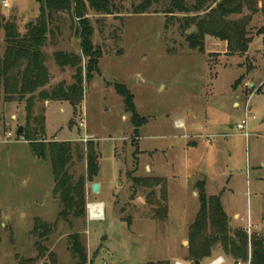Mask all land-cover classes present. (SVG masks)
<instances>
[{"label": "rangeland", "instance_id": "rangeland-1", "mask_svg": "<svg viewBox=\"0 0 264 264\" xmlns=\"http://www.w3.org/2000/svg\"><path fill=\"white\" fill-rule=\"evenodd\" d=\"M8 2L4 7L0 0L1 54L6 50V22H16L26 33L28 24L40 16L37 0ZM263 4L258 0L256 13L245 8L230 17L248 18L246 52L231 51L226 40L211 35L205 37V52L193 50L186 41L191 28L179 19L166 25L163 12L125 11L115 16L88 11L93 42L104 54L100 72L85 79L81 108L75 114L68 100L37 101L33 113L46 116V134L38 140L72 141L75 153L69 169L76 180L87 177L86 159L78 157L77 146L86 152V134L99 146V174L85 178V217L59 219L62 203L53 192L50 159L34 154L18 133L20 126L22 134L34 133L39 126L27 120L26 99L8 102L0 95V264H76L71 247L76 233L86 248L87 264H193L187 260L189 231L200 211L196 183L203 179L209 195H221L232 229L245 228L250 238L263 235L264 92L251 96L259 82L264 84ZM77 26L69 13H54L49 23L53 32L44 48L53 78L45 89L74 81L75 69H62L54 53L82 54ZM192 28L191 33L196 31ZM254 79L257 85L247 86ZM117 82L128 86L138 112L148 119L138 137L124 97L110 85ZM234 89L245 98H237ZM235 100L239 107L233 106ZM247 115L248 137L237 126ZM81 118L85 127L79 126ZM136 176L166 179L167 200L161 185H137ZM95 182L101 184L99 193L92 191ZM95 202L103 204L102 219L91 217L89 204ZM42 223L50 226L49 234L44 235ZM222 255L224 264H234L221 249L201 264Z\"/></svg>", "mask_w": 264, "mask_h": 264}, {"label": "trees", "instance_id": "trees-1", "mask_svg": "<svg viewBox=\"0 0 264 264\" xmlns=\"http://www.w3.org/2000/svg\"><path fill=\"white\" fill-rule=\"evenodd\" d=\"M40 3V16L37 22L29 23L27 32L19 31L17 23L6 22V47L4 54L0 53V95L8 102L20 98L26 99L27 120L35 121L39 128L34 133L24 130L27 140L34 154L48 157L52 164L55 186L53 192L60 197L62 208L59 219L68 221L71 217L86 216L87 198L85 197L86 179H92L100 171V153L98 145L93 140L86 143V152L77 146L79 158L86 159L87 177L77 180L70 172V165L75 153L71 140H52L44 142L38 136L46 134V116L33 115L37 101L51 102L70 101L73 111L77 114L84 101L85 79L91 80L95 73L100 72L99 59L104 54L102 48L93 42L95 29L89 17V10L96 13L120 16L125 11L135 14L148 12H163L166 14L168 25L179 19L186 29L192 27L196 31L186 35V41L193 50L205 52L206 35L218 36L229 43L231 51L246 52L250 39L247 38L248 18L241 21L230 19L232 14H241L245 8L252 13L259 11L258 0H132L129 8L126 2L130 0H37ZM264 11V4H263ZM69 13L78 20L77 30L82 39V54L72 51L58 50L54 53L57 64L62 69L70 66L75 69L73 82L61 81L45 89L53 78L46 64L45 46L49 35L53 31L49 23L54 13ZM179 14H183L178 18ZM84 59H86L84 63ZM239 80L234 84L236 85ZM115 90L124 97L125 112L132 116L135 126L134 135L139 136L140 128L148 119L137 110L135 95L124 83H111ZM72 121V125H73ZM137 185L162 186L161 194L164 200L168 197L166 179L158 176L133 178ZM200 199V211L190 225L189 255L187 260L201 261L211 257L214 250L221 249L228 257L239 262L250 264H264V234L255 233L249 236L247 229L238 227L232 229L229 214L223 207L221 195H209L206 192V180L196 183ZM163 220L168 218L167 207L161 209ZM49 234L50 226L41 224ZM73 237L72 250L77 257L76 264H87L86 248L82 246L79 234ZM54 259V255H51ZM148 264H170L168 261H150Z\"/></svg>", "mask_w": 264, "mask_h": 264}, {"label": "built area", "instance_id": "built-area-1", "mask_svg": "<svg viewBox=\"0 0 264 264\" xmlns=\"http://www.w3.org/2000/svg\"><path fill=\"white\" fill-rule=\"evenodd\" d=\"M3 6L4 7H9L10 6V3L8 2V0H3ZM177 125L178 126H181L182 123L181 122H177ZM79 126L80 127H85V119L81 118L79 120ZM237 126L242 131V134H244L246 137L249 136V133H248V128H249V125H248V115H247L246 119L245 120H242L240 123H238ZM11 135H12V133L9 132V136H11ZM91 138H92L91 135L86 134V136L83 138V140L84 141L85 140H88L89 141V140H92ZM248 226H249V231H251L252 225L249 223ZM250 234H251V232H250ZM226 261L227 260L225 259L224 255H222V256H217L216 258H214L213 261L210 264H224ZM241 263L242 262H240V264ZM175 264H187V263H184L182 261H176Z\"/></svg>", "mask_w": 264, "mask_h": 264}, {"label": "crops", "instance_id": "crops-1", "mask_svg": "<svg viewBox=\"0 0 264 264\" xmlns=\"http://www.w3.org/2000/svg\"><path fill=\"white\" fill-rule=\"evenodd\" d=\"M256 81H257V79H254V80H249L248 82H246V84H247V86H249V87H252V86H256L257 85V83H256ZM262 82V81H261ZM261 82H259L258 83V85H257V88H254V90L252 91L253 93L251 94V96H254L255 95V93L256 92H264L263 91V87H264V84L263 83H261ZM259 86H261L260 88H259ZM262 89V90H261ZM235 91H237L238 93H237V98H241V97H244V93L243 92H241V90L240 89H234ZM250 96V97H251ZM250 97L248 98V99H250ZM245 98V97H244ZM248 99L246 100V103H247V101H248ZM47 102H49V101H47ZM240 106V102L238 101V100H235L234 101V103H233V106ZM13 118L15 119L16 118V115H13ZM182 123V122H181ZM9 135V134H8ZM239 214H236V217L238 216Z\"/></svg>", "mask_w": 264, "mask_h": 264}, {"label": "bare ground", "instance_id": "bare-ground-1", "mask_svg": "<svg viewBox=\"0 0 264 264\" xmlns=\"http://www.w3.org/2000/svg\"><path fill=\"white\" fill-rule=\"evenodd\" d=\"M89 209L91 213V217L94 219H102L104 217L103 213V204L101 203H90Z\"/></svg>", "mask_w": 264, "mask_h": 264}, {"label": "water", "instance_id": "water-1", "mask_svg": "<svg viewBox=\"0 0 264 264\" xmlns=\"http://www.w3.org/2000/svg\"><path fill=\"white\" fill-rule=\"evenodd\" d=\"M192 31H194V28H191V29L189 30V34H191ZM22 131H23V127L20 126V127L18 128V133L21 134V133H23ZM100 189H101V184H100L99 182H95V183L93 184V186H92V191H93V193H99V192H100ZM201 263H202L201 261H194V262H193V264H201Z\"/></svg>", "mask_w": 264, "mask_h": 264}]
</instances>
